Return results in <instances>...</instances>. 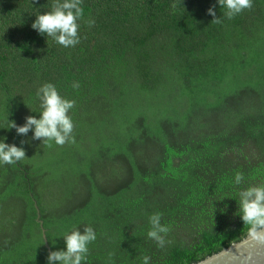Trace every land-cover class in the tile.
<instances>
[{"label": "trees", "instance_id": "trees-1", "mask_svg": "<svg viewBox=\"0 0 264 264\" xmlns=\"http://www.w3.org/2000/svg\"><path fill=\"white\" fill-rule=\"evenodd\" d=\"M56 2L0 0V140L26 152L0 163V264H47L34 204L51 252L94 229L82 264H195L242 240L239 192L264 184V0L232 19L217 0H82L69 48L31 27ZM46 83L75 101L54 155L8 123L40 119Z\"/></svg>", "mask_w": 264, "mask_h": 264}, {"label": "clouds", "instance_id": "clouds-1", "mask_svg": "<svg viewBox=\"0 0 264 264\" xmlns=\"http://www.w3.org/2000/svg\"><path fill=\"white\" fill-rule=\"evenodd\" d=\"M82 0H64L63 3L56 2L52 5V11L43 15H37L31 27L40 34L53 38L59 45L69 48L80 42L78 21L83 17ZM220 7L226 8V17L232 19L245 9L252 7V0H217ZM207 14L213 17L212 22L221 23L216 17L214 6L207 10ZM91 27L94 20L87 22ZM79 88L78 83L73 84ZM37 97L42 102L43 109L40 119L33 116L25 117L23 126H17L15 122H8L9 128H14L18 135H26L34 128V139L43 141H54L57 145L66 142H75L73 131L74 123L69 116V111L75 106V101L64 99L60 96L56 87L46 83L37 91ZM51 143L48 147H51ZM26 157L23 148L9 145L0 140V163L14 164ZM243 173H236L234 183L240 185L244 181ZM240 219L243 223L251 225V233L258 240H264V184L251 186L239 192ZM160 213H154L150 217L151 230L148 237L155 241L158 247L163 248L169 241L166 236L169 227L161 224ZM96 234L92 227H85L83 233L79 229L73 230L64 237L65 250L53 251L47 256V264L59 261L61 264H82L86 260L89 244L95 241ZM150 257H143V264H149Z\"/></svg>", "mask_w": 264, "mask_h": 264}, {"label": "water", "instance_id": "water-1", "mask_svg": "<svg viewBox=\"0 0 264 264\" xmlns=\"http://www.w3.org/2000/svg\"><path fill=\"white\" fill-rule=\"evenodd\" d=\"M34 206L37 214L36 221L40 224L43 245L49 255L51 249L47 243L42 222L39 220V210L36 204ZM195 264H264V240H258L250 232L239 242L232 243L229 247Z\"/></svg>", "mask_w": 264, "mask_h": 264}, {"label": "rangeland", "instance_id": "rangeland-1", "mask_svg": "<svg viewBox=\"0 0 264 264\" xmlns=\"http://www.w3.org/2000/svg\"><path fill=\"white\" fill-rule=\"evenodd\" d=\"M32 133V131H29L25 136V141L23 142V144H25V146L27 147V146H31L32 147V144H30L31 142H33L34 143V148H33V150L38 154V151L39 152H41L40 151V149H42V150H45V144L47 143V142H51V141H47V142H43L41 139H34L33 137H32V140H29L28 139V136H30V134ZM34 135V134H33ZM55 145V148H53L52 147V149H47V150H49V152H50V154H52V155H54V154H56V152H59V153H61V151H62V148H63V146H61V145H57V144H54ZM61 148V149H60ZM59 149H60V151H59ZM46 151V150H45ZM58 153V155H60ZM59 194H56L55 196H54V202L55 203H58V201H59Z\"/></svg>", "mask_w": 264, "mask_h": 264}]
</instances>
